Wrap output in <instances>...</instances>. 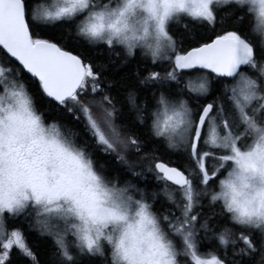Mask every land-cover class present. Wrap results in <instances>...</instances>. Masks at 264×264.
Wrapping results in <instances>:
<instances>
[{
  "label": "snow or ice",
  "instance_id": "6c2138e0",
  "mask_svg": "<svg viewBox=\"0 0 264 264\" xmlns=\"http://www.w3.org/2000/svg\"><path fill=\"white\" fill-rule=\"evenodd\" d=\"M0 264H264V0H0Z\"/></svg>",
  "mask_w": 264,
  "mask_h": 264
},
{
  "label": "flooded vegetation",
  "instance_id": "af4514ba",
  "mask_svg": "<svg viewBox=\"0 0 264 264\" xmlns=\"http://www.w3.org/2000/svg\"><path fill=\"white\" fill-rule=\"evenodd\" d=\"M52 0H48V2H51Z\"/></svg>",
  "mask_w": 264,
  "mask_h": 264
},
{
  "label": "rangeland",
  "instance_id": "374dc122",
  "mask_svg": "<svg viewBox=\"0 0 264 264\" xmlns=\"http://www.w3.org/2000/svg\"><path fill=\"white\" fill-rule=\"evenodd\" d=\"M51 2H53V0Z\"/></svg>",
  "mask_w": 264,
  "mask_h": 264
}]
</instances>
